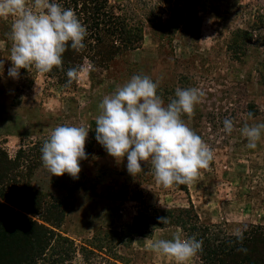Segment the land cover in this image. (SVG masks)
<instances>
[{"label":"rangeland","instance_id":"rangeland-1","mask_svg":"<svg viewBox=\"0 0 264 264\" xmlns=\"http://www.w3.org/2000/svg\"><path fill=\"white\" fill-rule=\"evenodd\" d=\"M108 4L129 27H140L142 40L105 68L83 59L79 68L84 71L70 86L61 72L41 76L34 68L21 69L19 79L9 77L14 17L0 18V151L19 166L0 202L16 205V211L47 229L49 241L34 252L39 256L31 264H173L153 253L149 241L188 235L177 220L164 228L149 220L162 211L191 210L186 220L196 232L208 226L236 237L238 228L264 226V134L255 148H248L238 131H223L225 118L236 129L264 123L263 42L257 32L245 46L236 38L264 22V0ZM134 75L158 81L157 94L165 105L177 88L203 93L194 116L182 119L214 155L192 184L158 186L150 162H141V173L133 177L126 157L115 161L95 140L99 104ZM59 125L91 126L77 179L66 173L51 177L42 166V146ZM190 264H200L198 257Z\"/></svg>","mask_w":264,"mask_h":264},{"label":"clouds","instance_id":"clouds-1","mask_svg":"<svg viewBox=\"0 0 264 264\" xmlns=\"http://www.w3.org/2000/svg\"><path fill=\"white\" fill-rule=\"evenodd\" d=\"M14 17L9 32L11 41L8 76L19 79L20 70L35 71L44 76L61 68L63 54L70 47L79 52L85 48L87 28L73 9H65L56 0H0V18ZM4 68L0 61V74ZM83 68L67 71L66 86L77 81ZM159 82L147 75H134L99 104L95 118V140L117 162L126 157L127 172L141 173V162H150L155 182L165 189L174 185H190L207 170L213 151L185 123L183 116H194L195 106L203 93L197 88H177L175 98L165 105L157 94ZM252 118V114H248ZM89 128L75 125L56 126L41 149L42 166L51 177L65 173L73 179L81 171L80 161L87 158L85 143ZM223 131H238L247 140L246 147L255 148L264 134V123L244 124L236 129L233 120L225 118ZM167 217L158 223L167 224ZM238 242L243 232L236 229ZM203 241L195 236L149 241L150 250L173 264H190L202 251ZM246 251V249H243Z\"/></svg>","mask_w":264,"mask_h":264},{"label":"trees","instance_id":"trees-1","mask_svg":"<svg viewBox=\"0 0 264 264\" xmlns=\"http://www.w3.org/2000/svg\"><path fill=\"white\" fill-rule=\"evenodd\" d=\"M56 2L65 9H73L77 16H84L83 19L82 17L79 19L87 28V36L84 40L85 48L77 52L69 47L63 54L62 67L54 68L50 73L61 72L68 79L67 71L79 68L83 59L89 60L96 67L105 68L123 52L138 48L142 40L140 27H129L125 18L111 11L108 0H56ZM262 31L264 33L263 21L257 29L252 32L242 31L236 38L245 46V42L252 39L257 32L256 37L263 42L264 48ZM17 169H19L17 159L10 160L6 153L0 151V195H3L2 189L9 182H14L12 179ZM25 193L29 196L28 201L33 203L34 193L30 189ZM7 202L12 204L10 201ZM14 208L0 202V264H31L37 255L34 252L41 250L49 241L46 237L48 231L43 225ZM160 214L159 217L168 218L167 224L158 223L159 217L157 220H149L156 222L160 228L177 220L182 228H186L188 237L195 236L197 240L203 241L202 251L197 254L200 264H264V226H251L245 229L243 241L238 242L236 237L217 232L218 235L208 226H201L202 228L196 232L194 225H189L186 220L190 217L191 210L162 211ZM43 222H49L47 217H44Z\"/></svg>","mask_w":264,"mask_h":264}]
</instances>
